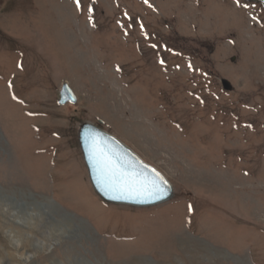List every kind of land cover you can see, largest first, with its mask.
I'll list each match as a JSON object with an SVG mask.
<instances>
[{"label": "rangeland", "instance_id": "rangeland-1", "mask_svg": "<svg viewBox=\"0 0 264 264\" xmlns=\"http://www.w3.org/2000/svg\"><path fill=\"white\" fill-rule=\"evenodd\" d=\"M100 119L171 199L97 194L78 130ZM77 262L264 264V3L0 0V264Z\"/></svg>", "mask_w": 264, "mask_h": 264}, {"label": "water", "instance_id": "water-1", "mask_svg": "<svg viewBox=\"0 0 264 264\" xmlns=\"http://www.w3.org/2000/svg\"><path fill=\"white\" fill-rule=\"evenodd\" d=\"M222 85L226 90H233L227 79H222ZM59 95L60 105L78 101L67 82L62 85ZM103 124L101 119L97 124L87 121L78 130L83 158L97 194L109 203L140 207L158 205L171 199L174 187L166 176L105 130Z\"/></svg>", "mask_w": 264, "mask_h": 264}, {"label": "bare ground", "instance_id": "bare-ground-1", "mask_svg": "<svg viewBox=\"0 0 264 264\" xmlns=\"http://www.w3.org/2000/svg\"><path fill=\"white\" fill-rule=\"evenodd\" d=\"M6 207V206H5ZM43 207V206H42ZM2 209V208H1ZM9 211V210H8ZM46 213V212H45ZM11 214V213H10ZM23 215V214H22ZM30 217V216H29ZM28 218V217H27ZM21 219V218H20ZM25 220V219H24ZM23 220V221H24ZM70 220V219H69ZM30 222V221H29ZM66 222H64V223H61V224H57V226H56V228L52 231V233H51V236H49L50 237V239L51 238H53V237H55V236H60V237H58L60 240L61 239H64V238H67L66 237V235H67V233L69 232V231H72V227L70 226V225H68V226H66V224H65ZM71 223V222H70ZM76 226V225H75ZM48 235H49V233H47ZM78 264H79V262H77ZM81 264V263H80Z\"/></svg>", "mask_w": 264, "mask_h": 264}, {"label": "snow or ice", "instance_id": "snow-or-ice-1", "mask_svg": "<svg viewBox=\"0 0 264 264\" xmlns=\"http://www.w3.org/2000/svg\"><path fill=\"white\" fill-rule=\"evenodd\" d=\"M78 6H79V0H77Z\"/></svg>", "mask_w": 264, "mask_h": 264}]
</instances>
